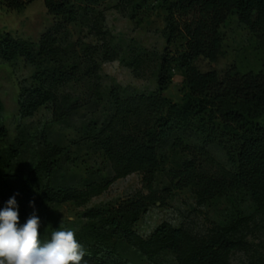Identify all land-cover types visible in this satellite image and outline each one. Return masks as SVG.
Wrapping results in <instances>:
<instances>
[{"label":"trees","instance_id":"1","mask_svg":"<svg viewBox=\"0 0 264 264\" xmlns=\"http://www.w3.org/2000/svg\"><path fill=\"white\" fill-rule=\"evenodd\" d=\"M31 1L3 0V3L8 9L19 10ZM116 2L128 9L132 21H137L139 12L151 7L161 9L164 47L156 54V89L138 93L112 86L107 93L108 115L85 128L84 134L109 162L112 177L80 188L41 186L42 178L52 173L60 147L45 142L33 153L25 169H21L19 159L25 137L17 133L11 143L0 147V209L15 196L19 224L23 225L33 211L40 220L51 202L82 205L102 192L112 179L140 172L145 194L128 197L111 207L83 212L85 221L75 233L86 249L81 264H119L120 245L137 250L147 259L160 250L168 251L174 255L176 264H231L229 255L247 244L246 232L254 217L264 220V72L239 74L229 70L219 76L213 70L200 72L192 61L197 56L209 61L216 58L221 46L218 28L229 12H234L264 43V0ZM42 3L46 12L59 20L45 29L36 43L0 33V60L8 62L21 57L33 68L31 83L21 86L16 95L17 129L21 119L30 117L47 102L55 120L76 109L81 98L65 88L78 79L90 85L87 98L98 102L99 64L119 57L110 46L102 13L94 9L98 0H42ZM80 17L91 19L90 29L99 43L91 45L76 40L66 49L59 41L58 31ZM176 42L178 46L170 51ZM129 53L122 62L133 70L140 66L142 56L149 54L141 47ZM172 69L178 70L182 77L184 91L178 103L160 95L170 81ZM184 130L193 131L202 142L217 144L231 159L234 170L220 167L201 147H196L204 161L215 167V172L207 173L198 162L187 160L174 177V188L189 187L199 202L242 190L248 194L254 211L246 215L238 211L233 218L198 235L161 223L147 238H141L133 225L150 204L160 200L151 189L160 164L157 149L163 141ZM6 133L0 122V139ZM182 146L191 150L188 145Z\"/></svg>","mask_w":264,"mask_h":264},{"label":"rangeland","instance_id":"2","mask_svg":"<svg viewBox=\"0 0 264 264\" xmlns=\"http://www.w3.org/2000/svg\"><path fill=\"white\" fill-rule=\"evenodd\" d=\"M148 2L152 3L153 0ZM94 9L102 13V25L111 36H107L110 46L119 55L118 58L99 64L98 102L87 98L90 85L84 79H78L68 83L65 88L81 98L76 109L55 120L51 115V104L47 102L39 106L30 117L21 119V126L17 129L16 95L21 86L31 83L33 68L21 57L8 62L0 60V122L7 132L0 139V147L11 143L17 133L24 136L25 146L20 155L19 167L25 169L33 158V153L39 151L45 142L58 145L60 152L52 173L41 180V186L46 185L52 189L80 188L87 183L110 179L113 173L109 162L96 144L84 134L87 124L100 122L108 115L110 103L107 93L112 86L118 85L127 92L138 93H149L156 89V54L164 47L162 10L151 7L139 12L137 21H132L128 17V9L118 5L116 0H98ZM58 20L46 12L42 0H32L19 10L6 8L3 0H0V33L6 32L13 37L36 43L41 33ZM90 20L80 17L75 23L60 28L58 38L61 45L69 49V43L76 40L85 44H98L90 29ZM218 32L221 46L216 58L213 61L201 56L193 58L192 62L200 72L213 70L219 76L229 70L239 74L248 71L264 72V43L237 19L234 12L227 14ZM177 46V42L174 43L170 46V51ZM139 47L149 54L142 56L140 66L133 70L123 62L131 50H138ZM76 50L80 51L78 48ZM183 91L182 77L178 70L172 69L170 81L160 91V95L178 103ZM182 145H188L191 150ZM196 147H201L220 167L228 171L234 170L231 159L217 144L202 142L193 131L177 132L163 141L157 149L160 164L151 182V189L160 200L150 204L133 225L134 232L141 238H147L161 223L181 227L198 235L215 224L228 221L238 211L245 215L253 213L254 207L248 194L242 190L199 202L189 187L174 188V177L187 160L198 162L207 173L215 172V167L204 161L201 150ZM145 193L141 173L131 172L112 179L102 192L91 196L82 205H75L71 201L51 202L41 214V242L49 241L55 230L71 229L76 233L85 221L82 214L87 209L111 207L123 199ZM246 233L247 244L242 249L231 252L229 262L264 264V220L256 215ZM117 260L119 264H176L174 255L168 251L160 250L147 259L137 250L124 245L119 246Z\"/></svg>","mask_w":264,"mask_h":264},{"label":"clouds","instance_id":"3","mask_svg":"<svg viewBox=\"0 0 264 264\" xmlns=\"http://www.w3.org/2000/svg\"><path fill=\"white\" fill-rule=\"evenodd\" d=\"M39 228L35 211L20 225L15 196L9 198L0 209V264H81L86 249L73 230H55L42 243Z\"/></svg>","mask_w":264,"mask_h":264}]
</instances>
